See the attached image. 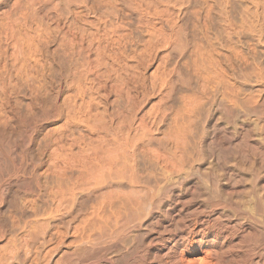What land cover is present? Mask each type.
Segmentation results:
<instances>
[{"label": "bare ground", "instance_id": "bare-ground-1", "mask_svg": "<svg viewBox=\"0 0 264 264\" xmlns=\"http://www.w3.org/2000/svg\"><path fill=\"white\" fill-rule=\"evenodd\" d=\"M196 2L0 0V264H264V32L193 43ZM138 31L152 92L75 123L72 47Z\"/></svg>", "mask_w": 264, "mask_h": 264}, {"label": "rangeland", "instance_id": "rangeland-1", "mask_svg": "<svg viewBox=\"0 0 264 264\" xmlns=\"http://www.w3.org/2000/svg\"><path fill=\"white\" fill-rule=\"evenodd\" d=\"M198 1L199 2H196L191 6L188 15L184 19L188 27V30L185 32H188V38L193 43H202L207 37H209L208 35L210 32H264V29L262 28L264 27V21L262 19L255 18L252 20L253 18L249 19L246 15L245 10L247 4L245 0ZM206 7H208V9ZM193 9H196L194 12H197L198 14H196V17L195 13H192ZM246 18L248 19L246 20ZM247 21H250V23ZM256 28L258 29L256 30ZM123 33L124 34L121 32V35L127 36V38L125 36L123 37H125L128 42H124L118 46L111 45L100 47L98 45H85L81 48V46L74 45L72 47L71 55L73 61L71 62V65L72 76H74L73 80H75L73 85L74 91L72 92V110L75 123H78L77 121L82 115L81 106L83 105V102L91 103L95 106L98 100L100 101L101 99L102 105L110 110L118 108L119 102L117 96L119 91L122 90L120 84L121 79L123 78L125 91H127L132 85L134 88L136 87V93L138 92L137 94L140 98L145 97L144 90L152 92L151 90L153 89L152 85L155 77L154 74L157 67V63L154 59L156 60L159 57L158 55L161 54V40L163 39V35L160 33L148 34L141 31ZM237 38L234 39V43L238 47L247 48L248 46H251L252 43L254 45L258 42L256 38H252L250 35H247V37L246 35H241L240 38ZM147 62L149 63L148 67ZM150 62H152L151 65ZM120 65L124 66L123 73L120 71ZM80 86H85L84 92L83 90L79 91L81 89Z\"/></svg>", "mask_w": 264, "mask_h": 264}]
</instances>
